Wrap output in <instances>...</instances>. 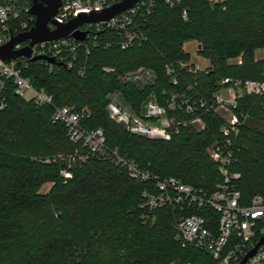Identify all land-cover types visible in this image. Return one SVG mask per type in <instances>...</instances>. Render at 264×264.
I'll return each instance as SVG.
<instances>
[{
	"label": "trees",
	"instance_id": "trees-1",
	"mask_svg": "<svg viewBox=\"0 0 264 264\" xmlns=\"http://www.w3.org/2000/svg\"><path fill=\"white\" fill-rule=\"evenodd\" d=\"M140 29L143 40L129 48L81 50L73 68L33 62L23 75L52 96V105L83 111L82 126L101 128L106 146L141 169L212 192L222 179L207 152L221 139L218 115L203 113L201 131L179 125L169 140L151 139L109 118V96L118 92L140 114L148 99L164 105L171 91L211 100L223 78L263 79L264 58L255 53L264 49V0H181L173 7L158 2ZM188 41L198 44L196 53L208 67L182 66L193 65L183 46ZM166 65L177 74V86ZM139 67L152 69L155 79L121 81ZM7 100L0 111V264H215L208 252L173 239L175 211L164 207L144 216L138 206L150 184L132 179L124 168L90 158L63 178L62 163L41 160L75 148L64 125L51 122L52 106H37L13 92ZM236 111L247 114L234 166L246 202L254 194L264 196V93L239 97Z\"/></svg>",
	"mask_w": 264,
	"mask_h": 264
},
{
	"label": "built area",
	"instance_id": "built-area-1",
	"mask_svg": "<svg viewBox=\"0 0 264 264\" xmlns=\"http://www.w3.org/2000/svg\"><path fill=\"white\" fill-rule=\"evenodd\" d=\"M121 1L60 0L47 27L54 30L57 25L65 24L82 13L100 12ZM180 1L138 0L107 20L86 22L67 36L34 43L30 46L28 57L19 55L9 60L0 57V111L7 107L9 92L37 106H52L51 122L64 125L66 139L75 148L70 153L42 158L43 162L62 163L64 166L60 174L63 178H70L71 168L90 158L107 160L124 168L132 179L150 184L142 191V201L138 206L145 217L158 209L169 207L176 213L172 227L173 239L178 244L208 252L215 264H238L264 238V196L254 194L244 202L238 189L239 172L234 169L239 151L236 141L247 114L236 111L237 99L243 95H262L264 74L261 80L223 78L211 100L192 96L186 90L171 91L166 94L164 105L158 104L153 98L148 99L140 114L124 106L118 92L109 96V118L127 131L151 139L169 140L179 125L201 131L205 127L203 113L218 115L221 119V139L213 143L207 152L217 164L222 179L212 192L185 183L175 176H161L141 169L134 160L120 154L117 148L106 146L101 128L85 129L81 124L83 111H76L72 106L52 105V96L43 88L35 87L23 75V71L33 62L49 69L56 65L73 68L81 50L88 53L93 47L106 49L116 45L126 49L139 44L143 40L140 24L153 13L156 3L162 2L173 7ZM39 2L46 5V0ZM32 6L33 0H0V48L33 28L36 16L31 12ZM75 31L84 32V39H76L72 35ZM29 42L28 38L17 42L12 49L20 50ZM36 56L40 58L32 61L31 58ZM49 58L53 61H49ZM182 66L187 67L188 71L204 69L195 63ZM105 70L113 71L112 68ZM165 72L171 85L177 86L178 76L173 68L166 65ZM78 73H82L81 68H78ZM120 79L136 85L145 84L155 79V73L150 68L139 67L125 72ZM199 210H202V214L197 212ZM186 211L190 213L185 214ZM211 212L217 215L214 217ZM244 264H264V241L247 257Z\"/></svg>",
	"mask_w": 264,
	"mask_h": 264
},
{
	"label": "water",
	"instance_id": "water-1",
	"mask_svg": "<svg viewBox=\"0 0 264 264\" xmlns=\"http://www.w3.org/2000/svg\"><path fill=\"white\" fill-rule=\"evenodd\" d=\"M136 1L138 0H122L121 2L100 12H91L88 14L82 13L79 16L69 20L65 24L57 25L56 29L49 30L47 27V22L50 20L51 16L56 13L57 8L60 5V0H46V5L40 4L39 0H33L31 12L36 16L35 25L30 31L14 37L8 44L2 46L0 48V57L4 60H9L19 55L28 57L30 55V46H32L34 43L67 36L71 34L75 28L86 22L107 20L113 17L115 14L131 7ZM72 35L76 39L82 40L84 39L85 33L81 31H75L72 33ZM27 38L30 39L29 45L23 47L20 50L12 49L15 43L23 41ZM39 58L40 56H36L31 58V60L34 61ZM48 60L51 62L53 61L51 58ZM263 241L264 238H261L256 246L252 248L238 264H244L247 257L251 256L255 252L257 246Z\"/></svg>",
	"mask_w": 264,
	"mask_h": 264
},
{
	"label": "rangeland",
	"instance_id": "rangeland-1",
	"mask_svg": "<svg viewBox=\"0 0 264 264\" xmlns=\"http://www.w3.org/2000/svg\"><path fill=\"white\" fill-rule=\"evenodd\" d=\"M183 46H184V49L190 53V58H191L190 61L192 63L198 64L199 66H201L203 68L209 66L208 61L196 53V51L198 49V44L195 41L185 42ZM255 57L256 58H264V49L256 50ZM122 104H124V103L122 102ZM124 106H126V105L124 104ZM126 107H128V106H126ZM47 185L48 184H45L42 187V190H45Z\"/></svg>",
	"mask_w": 264,
	"mask_h": 264
},
{
	"label": "crops",
	"instance_id": "crops-1",
	"mask_svg": "<svg viewBox=\"0 0 264 264\" xmlns=\"http://www.w3.org/2000/svg\"><path fill=\"white\" fill-rule=\"evenodd\" d=\"M206 68V67H205Z\"/></svg>",
	"mask_w": 264,
	"mask_h": 264
}]
</instances>
